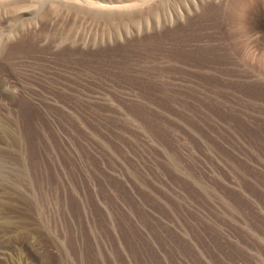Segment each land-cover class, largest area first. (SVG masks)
Segmentation results:
<instances>
[{"label":"rangeland","instance_id":"obj_1","mask_svg":"<svg viewBox=\"0 0 264 264\" xmlns=\"http://www.w3.org/2000/svg\"><path fill=\"white\" fill-rule=\"evenodd\" d=\"M0 264H264L263 0H0Z\"/></svg>","mask_w":264,"mask_h":264},{"label":"bare ground","instance_id":"obj_2","mask_svg":"<svg viewBox=\"0 0 264 264\" xmlns=\"http://www.w3.org/2000/svg\"><path fill=\"white\" fill-rule=\"evenodd\" d=\"M242 1V0H241ZM243 1H245V0H243ZM259 1V0H258ZM239 2H240V0H239ZM262 2V1H261ZM263 2H264V0H263ZM22 11V10H21ZM21 11H19V12H21Z\"/></svg>","mask_w":264,"mask_h":264}]
</instances>
